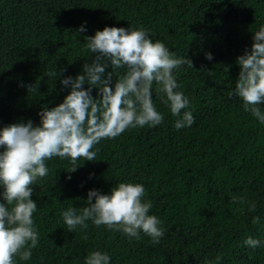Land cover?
Returning a JSON list of instances; mask_svg holds the SVG:
<instances>
[{"label": "trees", "instance_id": "16d2710c", "mask_svg": "<svg viewBox=\"0 0 264 264\" xmlns=\"http://www.w3.org/2000/svg\"><path fill=\"white\" fill-rule=\"evenodd\" d=\"M82 25L86 31L77 33ZM105 27L144 28L153 42L192 61L175 76L195 123L177 130L154 84L160 125L102 139L96 161L81 158L75 172L68 159L47 161L48 175L31 185L38 246L15 264H85L93 251L107 253L110 264H264V124L234 94L237 58L264 27V0H0V129L28 120L38 126L42 109L62 103L70 87L60 81L83 74L95 59L85 37ZM125 72L117 69L111 86ZM33 84L37 92L28 90ZM91 94L97 98L98 89ZM122 182L144 186L149 215L165 230L159 244L92 221L67 230L64 210L82 209L90 190L109 194ZM233 196L248 203H233ZM248 237L260 246L245 245Z\"/></svg>", "mask_w": 264, "mask_h": 264}, {"label": "clouds", "instance_id": "9594fccd", "mask_svg": "<svg viewBox=\"0 0 264 264\" xmlns=\"http://www.w3.org/2000/svg\"><path fill=\"white\" fill-rule=\"evenodd\" d=\"M86 31L82 25L77 33ZM86 48L95 54L91 64L83 65V74L65 77L63 87H70L69 94L57 106L42 109L40 124L13 123L0 129V264H15L14 257L27 261L32 250L38 246L39 231L33 214L37 203L30 197L31 185L49 173L47 161L55 157L68 159L73 165L71 172L79 167L78 160L96 161L95 145L102 139H115L128 129L155 127L164 120L153 103V85L157 93H163L162 102L177 117V130L195 123L189 108V99L177 91L175 73L182 66L192 67L186 57H177L164 43L153 42L144 28L105 27L94 36L85 37ZM206 59L212 60L211 53ZM240 66L234 94L243 102V109L264 124V27L253 34L250 50L237 58ZM111 71L106 73V69ZM120 68L126 72L114 84L113 73ZM63 74L49 71L47 77ZM88 84L85 89L84 85ZM98 96H92V88ZM37 92L35 84L28 86ZM233 93H229L231 97ZM184 110V111H182ZM71 178L70 176L68 177ZM145 188L142 184L119 183L109 194L90 190L87 206L82 209L70 207L61 214L69 232L77 227L86 229L87 221L96 227L105 226L119 231L130 240L139 239L141 232L159 244L165 235L162 221L149 215L151 201L143 202ZM94 201V202H93ZM233 203H248L242 197H232ZM242 210V209H237ZM249 210L255 211L254 203ZM259 218L254 217L253 223ZM260 241L248 237L244 244L250 248L260 246ZM222 257L217 255L216 260ZM111 257L100 251L91 252L85 264H110Z\"/></svg>", "mask_w": 264, "mask_h": 264}]
</instances>
